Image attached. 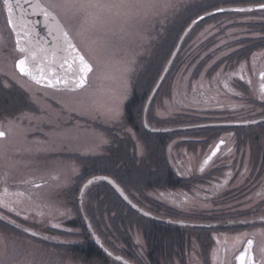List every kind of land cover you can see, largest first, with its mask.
Returning <instances> with one entry per match:
<instances>
[{
	"label": "flooded vegetation",
	"instance_id": "obj_1",
	"mask_svg": "<svg viewBox=\"0 0 264 264\" xmlns=\"http://www.w3.org/2000/svg\"><path fill=\"white\" fill-rule=\"evenodd\" d=\"M40 1L47 6L46 0ZM7 32L13 40L11 46L4 40ZM16 38L0 0V59L6 53L17 52L14 54L17 62L25 55L18 51ZM219 43L223 45L222 41ZM25 47L30 49L33 44ZM233 54L236 57H232ZM243 59H239L235 50L224 59L226 61L218 60L216 66L203 68L205 80L201 79V72L195 83L189 77V88L183 90L182 95L178 92V97L173 86L180 73L176 71L181 68L173 64L147 111L145 107L152 90L133 85L124 108L125 120L133 133L127 130L116 145L117 149H122L123 157L113 171L119 173L121 179L112 173L106 175L123 186L139 209L126 202L110 183L101 181L98 183L103 184L107 198L104 209H111L108 196L112 194L125 204L123 210L100 211L84 203L80 211L66 219L72 222L67 225L72 229L66 230L50 225L48 213L31 212L16 203L24 204L28 200L34 204L36 200L31 194L26 199L19 196L13 199L0 189V201L7 205L0 206V228H5L6 238L22 239L19 233H12L10 226H14L32 236L45 250L56 247L59 249L55 251L72 255L77 264H240L239 257L245 249L254 264H264V241L256 237H264V150L259 159H253L256 150L252 146L264 137V79L261 78L264 48ZM227 65L231 68L227 69ZM164 82L170 84L171 90L160 98L164 111L160 113L155 108ZM170 99L178 105L166 111L165 104H169ZM255 104L262 107V112L253 118H242L241 115L250 113L248 108ZM176 107L183 111L176 112ZM257 119L261 120L257 124H236ZM145 120L153 128L169 130L153 132L145 125ZM112 129L116 130L110 127ZM154 137L161 143L167 142L165 153L159 156L157 150L149 147L147 161L151 160L150 163H140L136 153L138 143L147 138L156 139ZM173 143L181 148L172 150ZM196 143L200 146L195 147ZM251 147L253 153L249 160L247 150ZM111 150L112 147L108 156H112ZM251 199L258 202L257 208L249 206L239 210V206ZM57 217L50 219L54 223ZM112 219L119 222L115 224ZM53 230L63 233L50 232ZM71 233L76 241L67 238ZM236 239H240L239 245L231 252L227 242ZM248 240L253 242L250 249ZM48 242L55 244L51 246Z\"/></svg>",
	"mask_w": 264,
	"mask_h": 264
},
{
	"label": "rangeland",
	"instance_id": "obj_2",
	"mask_svg": "<svg viewBox=\"0 0 264 264\" xmlns=\"http://www.w3.org/2000/svg\"><path fill=\"white\" fill-rule=\"evenodd\" d=\"M125 2L132 6L112 9L105 15L103 29L90 24L85 36L75 39L94 66L88 85L77 93L51 90L28 81L16 68L14 54L17 52L6 53L0 59V129L7 132L6 137L0 138V189L13 199L18 196L26 199L31 194V198L36 200H33L34 204L28 200L24 204H19L18 201L16 203L31 212L48 213L47 222L58 228L72 229L67 226L69 221L66 219L80 211L84 203L93 205L100 211L123 210L122 201L112 194L108 196L111 197V209H104L107 198L101 183L87 189L80 200L82 185L94 176L96 162H100L102 158L82 159L81 156H105L110 147L113 156L119 150L116 145L119 144L120 137L127 130L133 133L124 116L125 102L131 89L135 84L144 89L148 87L151 92L186 26L206 11L229 5L264 3V0ZM248 37L254 38L255 42L263 39L264 10L226 12L199 23L188 34L174 63L175 68H181L176 71L180 73H177L173 86L177 97L178 92L182 95V91L189 88L190 79L194 83L197 81L200 72L201 79L205 80L203 68L216 66L218 60L226 61L224 59L235 50L239 51V59H243ZM4 40L10 46L13 44L8 32ZM220 41L223 45H220ZM254 55L258 57L257 54H253V57ZM232 57H236V54ZM229 66L227 65V69L231 68ZM254 66L256 68V63ZM170 88V84L164 82L156 111L164 112L159 101L162 95L167 96ZM8 99H14V105L11 104L13 107L10 109L7 106ZM169 102L165 104L166 111L168 107L174 109L176 104L172 99ZM117 103L120 109L118 119L113 120L103 114ZM248 109L250 113H243L242 118H253L262 112V107L257 104ZM175 111L183 109L177 108ZM177 121L178 118L175 122ZM110 127L116 130H110ZM241 138L243 140L244 136ZM151 141L154 139L147 138L138 143L136 153L140 163H150L151 160L147 161V158ZM166 144L167 142L164 151ZM188 146L192 147L189 143ZM194 146L200 144L196 143ZM252 146L256 150L253 159H259L264 150V137L256 146L254 143ZM176 148L179 150L181 147H176L173 143L172 150H177ZM164 151L160 148L159 156ZM252 153L251 147L247 150L249 160ZM36 182L42 185H35ZM2 186L7 188L6 193ZM3 200L6 201L4 198ZM249 206L257 208L259 204L251 199L239 206V210ZM50 217L57 219L53 223ZM4 229L0 228V264H77L72 255L59 253V248L56 247L54 249L57 251L49 248L45 250L32 236L20 232L14 226H10L11 232H16L17 235L19 233L22 239H8L3 233ZM50 232L63 233L60 230ZM256 237L261 242L264 241V237ZM67 238L69 241H76L72 238V233ZM239 238L243 239L244 236ZM240 239L227 242L231 252L239 245ZM48 244L54 246L55 243Z\"/></svg>",
	"mask_w": 264,
	"mask_h": 264
},
{
	"label": "snow or ice",
	"instance_id": "obj_3",
	"mask_svg": "<svg viewBox=\"0 0 264 264\" xmlns=\"http://www.w3.org/2000/svg\"><path fill=\"white\" fill-rule=\"evenodd\" d=\"M4 6L9 13L8 23L11 25V13L13 12V3L11 0H3ZM16 6L19 7V0H16ZM132 5L125 2V0H47V7L39 4L36 7L40 8L45 21H50L46 26L48 28V36H53L55 41V47L62 53H65L62 57L61 68L67 66V71H72L76 75L74 77H68L67 75L61 77L52 72L51 78L44 74L43 68L40 66L39 52H45L47 49L44 47L46 38L35 39V46H39L38 50H29L26 47H20L19 40H17V48L21 53H27L23 58L16 62V67L20 73L25 76L31 77L37 84L42 82L46 87L57 88V86H63L70 90L85 88L88 80V74L93 72V65L82 54L80 48L74 43L77 37L83 38L85 33L89 31V25L99 26L103 29L106 20L105 15L111 12L112 9L130 7ZM167 7V5H165ZM261 9H264V4L260 5ZM49 9H52L51 11ZM242 11V9L240 10ZM58 15L60 18H58ZM63 21V22H61ZM34 31V30H33ZM19 36V33H17ZM36 37H39V33H35ZM31 43V41H30ZM51 55L55 57L56 51H52ZM29 61H32L38 68V72L34 73L32 67L29 66ZM261 78L264 79V73L261 74ZM243 79V77H241ZM110 119L116 120L120 116L119 104H115L103 113ZM5 132L0 130V138L5 136ZM223 143V141H221ZM219 148L217 147V151ZM216 153L213 152L212 156ZM211 157H209V160ZM91 183V181H89ZM4 192H7V188H4ZM0 206L7 207L0 201ZM10 211L13 209H9ZM19 215V213H17ZM14 223V221H10ZM35 235V233H33ZM248 248L252 247V240H248ZM247 258V264H254L253 258L250 255L248 249L240 255V264H245Z\"/></svg>",
	"mask_w": 264,
	"mask_h": 264
},
{
	"label": "water",
	"instance_id": "obj_4",
	"mask_svg": "<svg viewBox=\"0 0 264 264\" xmlns=\"http://www.w3.org/2000/svg\"><path fill=\"white\" fill-rule=\"evenodd\" d=\"M11 2L13 3V12L11 13V20H12L11 26L16 33V37H17V40H19L20 47H25L26 44H29L31 41V44H33V47L30 48L29 50H38L39 46H35V39L46 38V42L44 43V47L47 49V51L38 53L40 66L43 68L44 74L46 76H48L49 78H51L52 72L54 71L56 74L60 75L61 77L65 76V75H67L68 77H74L76 74L72 71H67L66 65L64 68L60 67L61 63L63 62L62 57L66 54L62 53L61 51L56 49L53 36H48V28L46 25L50 21H45L44 16H43L42 12L40 11V8L36 7L37 4L44 6V7H46V6L43 5L40 2V0H19V7L16 6V0H11ZM30 5H31V7H30ZM260 5L261 4L223 6V7H219V8L210 10L208 12H205V13L201 14L200 16H198L197 18L193 19L191 21V23L184 30V32H183L182 36L180 37L178 44H177L176 48L174 49L167 65H166V67H165V69H164V71H163V73L159 79V81L157 82L156 86L154 87V89H153V91L149 97V100H148V103L146 106V111L148 109V106H149L153 96L155 95V93L158 90L159 86L161 85L165 75L167 74L170 66L172 65L174 59L176 58L186 36L197 25L198 22H200L201 20H203L209 16H212L215 14H220V13L252 12V11H258V10H264V9L260 8ZM241 9H242V11H240ZM49 10L51 11V9H49ZM7 12H8V10H7ZM8 16H9V13H8ZM17 33H19V36L17 35ZM35 33H39V37H36ZM74 43H75V41H74ZM52 51H56L55 57H53L51 55ZM82 54H84V53L82 52ZM26 55H27V53H26ZM86 59H88V58L86 57ZM29 66L32 67V70L34 73L38 72V68L34 65V63L32 61H29ZM93 69H94V66H93ZM89 75H90V73L88 74V77H87L88 81H89ZM26 77L30 81L36 83L34 80L31 79V77H29V76H26ZM87 84H88V82H87ZM39 85L45 86V84L43 82ZM54 89L70 90V89L65 88L63 86H57V88H54ZM79 90H82V89H76L74 91H79ZM71 91H73V90H71ZM258 122H260V120H251V121H245V122H240V123H236V124L248 125V124H257ZM145 124L153 132L165 131V129H159V128L151 127L148 124L147 120H145ZM5 134H6V132H5ZM89 181H91V183H89ZM98 181H106V182L110 183L117 190L119 195L126 202L133 205L134 208L139 209V206L136 205L130 199L129 195L125 192L124 188L115 179H113L112 177L107 176V175H95V176L91 177L90 179H88L87 182L83 185V187L81 189L80 200H82V197H83L84 193L86 192V190L93 183L98 182ZM146 215H149V214H147V212H146ZM96 237H97V241L100 243V241L98 240V236H96Z\"/></svg>",
	"mask_w": 264,
	"mask_h": 264
},
{
	"label": "trees",
	"instance_id": "obj_5",
	"mask_svg": "<svg viewBox=\"0 0 264 264\" xmlns=\"http://www.w3.org/2000/svg\"><path fill=\"white\" fill-rule=\"evenodd\" d=\"M190 13H191V11H190ZM197 15H199V13L197 14ZM195 17V16H194ZM209 18H211V17H208V18H205V19H203L201 22H203V21H205V20H207V19H209ZM201 22H199V23H201ZM198 23V24H199ZM197 24V25H198ZM197 27V26H196ZM263 39L262 40H260V41H262V42H260V41H254V38H252V37H248L247 39V42H248V45H246V52H245V55L244 56H246V55H249V54H251V53H253L256 49H259V48H261V47H264V37H262ZM260 39V38H259ZM253 41V42H252ZM251 42V43H250ZM238 53H239V51H237ZM11 104H13L14 105V99H8V102H7V106H8V109H10L11 107H13V105L12 106H10ZM154 138H156V139H154V141H151V150H157V151H159V149L160 148H162L163 149V151H164V149H165V143H161L160 141H158L157 140V137H154ZM161 138V137H160ZM121 147H123V143H121ZM164 153H165V151H164ZM104 154H102V155H100V156H96V157H92V156H89V157H82L81 156V158L82 159H99L100 157H102L99 161L100 162H96L97 163V166H96V169L94 170L95 172H94V174H109V173H112V174H114V175H116V176H118L119 177V173H116V172H114L113 171V169H114V167H115V165H117V164H119V163H121L122 162V157H123V152H122V149H119L117 152H115L114 154H113V156H108V155H105V156H103ZM111 157V158H110ZM95 161H97V160H95ZM120 179H121V177H119ZM119 180V179H118ZM120 201H121V199L118 197V196H116ZM123 206L125 205L123 202L121 203ZM112 221L115 223V224H117L119 221L118 220H116V219H112ZM69 224H72V222H69ZM74 224V223H73ZM65 232V231H64Z\"/></svg>",
	"mask_w": 264,
	"mask_h": 264
}]
</instances>
